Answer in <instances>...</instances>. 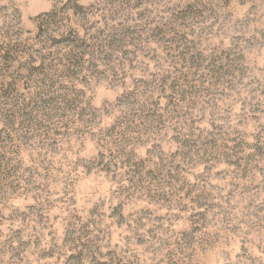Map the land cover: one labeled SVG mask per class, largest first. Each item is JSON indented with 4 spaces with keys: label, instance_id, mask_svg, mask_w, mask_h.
I'll return each mask as SVG.
<instances>
[{
    "label": "rangeland",
    "instance_id": "rangeland-1",
    "mask_svg": "<svg viewBox=\"0 0 264 264\" xmlns=\"http://www.w3.org/2000/svg\"><path fill=\"white\" fill-rule=\"evenodd\" d=\"M0 264H264V0H0Z\"/></svg>",
    "mask_w": 264,
    "mask_h": 264
}]
</instances>
